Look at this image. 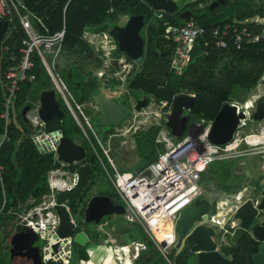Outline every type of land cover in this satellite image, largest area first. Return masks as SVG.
Returning <instances> with one entry per match:
<instances>
[{"label":"trees","instance_id":"16d2710c","mask_svg":"<svg viewBox=\"0 0 264 264\" xmlns=\"http://www.w3.org/2000/svg\"><path fill=\"white\" fill-rule=\"evenodd\" d=\"M14 1L23 6L19 12L29 14L33 26L40 33L53 34L65 28L62 54L65 58H70V61L66 59L68 62L66 72L69 71L73 77L70 84L79 104L93 102L92 96L101 85L96 77H91V73H87L85 68L77 62L80 56L86 57L88 53L93 52L92 47L83 39V32L86 29L92 34H108L109 30L119 25L120 21L138 15L144 16L143 31H140V35L146 38L144 57L134 62L121 53L115 44L113 58L124 56L126 62L132 64L134 68L124 84L115 79L107 80L105 83L107 86L123 85L122 87L131 95L145 96L148 104L153 102L159 105L161 102H166L167 106H170L173 97L178 94L193 95L192 108L186 113L187 127L190 122L196 124L211 122L228 99L244 103L264 77V0H225L214 9H211L210 5L216 0H182L181 3L177 1L178 13H165L161 19L156 17L147 0ZM186 12H189L188 18L194 19L199 26L206 29V35L195 41L189 63L180 75H176L170 68L175 44L165 37L163 23L168 21L170 24L179 25L186 20L180 17V14L185 16ZM0 19H5L8 23L7 31L0 44V51L5 46L17 50L26 37L18 18L14 12L8 11L7 16ZM225 25L230 27L229 33L234 27L238 29L245 27L253 37L257 36L258 39L245 43L238 50L230 43L229 37L226 48L210 45L205 47L203 43L210 38L211 31ZM34 61L35 80L19 85L13 107L9 112L10 123L6 127L1 118L4 112L5 83L0 76V165L3 166V181L0 184L1 264H7L6 240L14 230L13 222L18 214L29 207L38 205L42 196L49 194L47 174L58 166L52 154H41L36 149L29 137L31 131L29 122L24 121L20 114L26 106L30 109L34 108L42 91L52 90V85L39 60L35 57ZM94 61L98 68L103 65L102 59L94 58ZM136 64L138 67L135 69ZM58 103L64 117L61 120H50L46 123L45 131L61 130L64 136L76 141L81 133L80 128L73 117L67 114L64 103L59 101ZM166 109L167 107L164 108ZM159 130L160 126L153 125L134 135L135 152L140 160L133 166V171L124 172L137 174L157 159L158 152H162L164 148L162 143L155 142ZM112 133L107 129L105 133L96 134L103 142H106ZM85 162L91 168V180L85 191L91 190L99 182L104 181L105 184H102L105 186L99 191L100 194L120 201L94 155L88 154ZM78 166L70 165L65 169L74 172ZM107 166L111 171V167L108 164ZM233 166L232 164L224 165L223 169L217 172L207 167L201 173V184L206 180L210 182L218 180L227 185H233L237 178ZM203 187L207 188V186ZM232 188L236 192L241 186L237 184ZM76 212L77 209L74 210V213ZM143 234L147 249L139 254L133 264H186V256L181 254L176 259L169 254L166 260L151 238L146 233ZM257 245L258 243L245 235L232 251L230 264H255L251 249ZM136 246L137 244L126 246L123 252ZM73 257L74 262L77 263L80 260H88L86 247L74 245Z\"/></svg>","mask_w":264,"mask_h":264},{"label":"built area","instance_id":"2783aa9c","mask_svg":"<svg viewBox=\"0 0 264 264\" xmlns=\"http://www.w3.org/2000/svg\"><path fill=\"white\" fill-rule=\"evenodd\" d=\"M1 1L4 7L5 5L7 6V8L5 7L7 14L8 11L14 12L26 36L17 50L9 49L8 46H5L0 51V76L5 83L4 112L1 114V118L4 120L5 127L10 123L9 112L13 107L19 85L35 80L34 60L36 57L48 76L53 91H56L61 96L64 105L68 107L78 127L84 133L89 154L94 155L96 158L124 207L125 220L138 223L157 246L158 241L153 237V230L164 222H170L173 233V227L179 212L200 197L199 182L201 173L205 171L210 163L240 159L249 155L264 156V128H260L256 133L242 135L250 114L248 110L254 108L255 100L258 97L256 96V98L242 104H234L236 114L243 113L244 118L239 119L236 129L228 142L218 145L208 140L210 122L191 126L188 134L178 139L161 129L156 137V142L162 143L164 148L158 155L157 160L147 166L149 178L139 176L140 173L120 172L109 155L108 147L103 146L102 140L92 130L88 118L82 112L81 105L74 101L73 95L68 90L58 71L57 65L63 50L65 28L63 27L60 31L53 34H42L33 26L29 14H21L19 12L20 8L23 7L22 5L17 4L14 0ZM154 12L158 19H161L163 14H165V12L161 11ZM163 24L165 37L172 40L175 44L174 52L170 59V68L176 75H180L189 63L195 41L204 38L206 29L199 26L192 18L186 19L179 25L170 24L168 21ZM229 29L228 25L213 29L210 33V38L205 40L203 45L205 47L210 45L217 48H226L228 46L227 38L229 37L230 43L238 50L245 43L254 42L258 39L257 36L253 37L245 27L242 29L234 27L231 33H229ZM101 34L104 38L109 37L107 33ZM120 57L121 61L124 62V56ZM97 75L101 76L102 73L100 72ZM71 103H74V109ZM160 105L163 109L165 107L167 109L165 112L164 110L163 112L160 111L158 116L163 113L168 115L170 112L167 103L161 102ZM38 109L39 106L37 105L26 114L27 121L31 127L29 137L35 146L36 144H41V148L46 149L41 154H52L54 162L58 166L51 169L47 174L49 194L42 196L38 205L29 207L21 214H18L16 225L23 229L31 228L34 232L55 230L58 218L53 210L54 196L58 191H66L73 188L77 180L76 170L74 172L68 171L65 167L70 165L57 159L56 145L62 134L54 135L56 130L45 131L46 123L40 119ZM75 110L81 113L82 121L76 115ZM84 125L90 130L91 137L86 133ZM75 164L77 163L74 162ZM107 164L111 167V171L108 169ZM2 173L3 166L0 165V184L3 181ZM234 197L238 202L237 205H228L223 201L211 204L207 219L204 222V224L211 227L213 225L218 226L223 232L221 237L223 239L226 236H230L236 228V222L232 219V216L239 204L245 200L242 198L241 192H237ZM225 206H227L226 209ZM45 209H50L52 216L48 214L47 219L39 218L40 211ZM46 220L49 222H45ZM173 243L174 241L169 242L168 247L173 245ZM139 246L140 249L145 248L142 244ZM123 248L124 246L114 247L116 258L120 259L117 251ZM41 253L46 263H57V260L61 258L62 263L65 264L67 258L72 254L68 250L56 257V255H51L47 248H43ZM48 257H50V261H47Z\"/></svg>","mask_w":264,"mask_h":264},{"label":"water","instance_id":"95a60500","mask_svg":"<svg viewBox=\"0 0 264 264\" xmlns=\"http://www.w3.org/2000/svg\"><path fill=\"white\" fill-rule=\"evenodd\" d=\"M225 0H216L211 3L210 8L214 9ZM148 5L153 11H161L167 14H175L179 11V5L176 0H147ZM0 15L7 16V11L0 0ZM189 12L180 14V17L187 19ZM144 27V16H132L127 18L123 25H117L108 32L111 39L115 42L118 50L124 53L134 62L143 59L146 38L140 35V31ZM8 23L5 19H0V44L4 34L7 31ZM92 55L88 53L87 56ZM117 62L115 60L108 64L106 69L111 70ZM112 90L101 87L93 94V103L99 114L98 128L115 127L122 125L126 127L127 118L130 109L124 103H115ZM233 100L228 99L222 105L216 116L211 122L208 133V140L213 144H224L228 142L239 122L244 118L243 113L236 114V107L232 104ZM39 109L38 115L40 119L47 123L52 119L61 120L64 113L55 97L54 91H42L38 98ZM146 103L143 99L141 105L134 106L135 111H139ZM193 96L188 94H178L173 97L171 102V110L165 120V125L169 129L170 134L174 137H181L187 127L186 113L191 110ZM30 107L26 106L21 111V117L27 121L26 114ZM249 120L261 121L264 119V93L256 99L254 112L249 114ZM62 134L61 130H57L54 135ZM41 144H36V148L40 153H44L46 149H42ZM56 153L58 161H62L68 165L74 162L80 163L85 157V151L82 146L74 140L62 135L56 145ZM77 180L73 188L66 191H58L54 196L53 210L55 211L58 224L55 230L34 232L31 228L14 230L7 238L8 246L7 264H45L46 260L42 257L43 248H47L51 255L56 257L62 252L68 250L74 252V245L86 247L89 241L87 234L82 230L81 223H93L99 225L101 220L110 215H122L124 207L117 199L110 198L105 195L97 194L94 187L84 208L78 210L79 216L82 211L83 219L79 217L75 221L72 218L70 209L74 207L76 198L86 187L91 177V168L84 164L79 166L76 171ZM139 176L149 178V171H142ZM259 196V198H257ZM255 198L244 200L235 209L232 219L236 222V228L230 236L224 239L216 238L215 229L204 224L211 208V203L206 197L197 198L191 205L182 209L175 221L173 227L172 241L176 242L175 248L180 249L183 255H186V264H230L231 253L241 239L248 235L252 240L258 243L251 249L252 259L255 264H264V187L260 188L259 195ZM40 241L43 242L40 246ZM159 249L164 255L167 249L166 242H157ZM50 261V257L47 258ZM57 263H62L61 258ZM67 263V262H66Z\"/></svg>","mask_w":264,"mask_h":264},{"label":"rangeland","instance_id":"374dc122","mask_svg":"<svg viewBox=\"0 0 264 264\" xmlns=\"http://www.w3.org/2000/svg\"><path fill=\"white\" fill-rule=\"evenodd\" d=\"M176 1H178L179 3L182 2V0H176ZM5 7L7 8L6 5H5ZM126 20L127 19L120 21L119 25H123L125 23L124 21H126ZM94 38H95L94 41L96 42L94 45L95 50L100 54L106 52V50H109L114 46V42L110 37L104 38L103 36L98 35L97 37H94ZM97 52H95V55L97 54ZM95 55H92L88 60H92ZM66 59H68L70 61V58H65L63 54H61V56L59 57V60H58L59 73H60L62 80L67 85L68 90L73 95L74 101L77 104H79V102H77V100H76L75 92H74V90L70 84L72 82L65 77L66 69L68 68V64H67L68 62H66ZM77 62H78V64L83 66V68L88 67L87 66L88 63H86L87 62L86 57L80 56L78 58ZM137 67H138V65L136 64L135 69ZM123 82L125 83V81H121L122 84H124ZM259 86L256 87V89L251 93V95L248 96L249 100L256 98V96H259L262 93H264V77L261 78V80L259 81ZM54 93H55V97H56L57 101L62 103L63 100H62L61 96L56 91H54ZM252 95H256V96L251 97ZM71 105L74 109V103H71ZM65 107H66L67 114H69L70 116L73 117V115L70 112V110L68 109V107L66 105H65ZM81 109H82L83 114L88 118L90 126L94 132L100 133V134L106 132L108 127L98 128V126H97L98 122L97 121L99 118L94 115V111L91 107L87 106L86 104H81ZM163 110L164 109L162 108V106L160 104L157 105V104H154L153 102H150L147 107H145L141 110V112H143L145 114H142V115L138 114V116L135 120H133L132 118L129 119V123L126 127H120L119 128L118 135H115L113 137L111 136L110 140L108 138L106 142L102 141L103 146L106 148L108 147L109 155L112 158L115 167L120 172L133 171V166H135L140 160L138 155L135 152L136 146H135V136L134 135L139 131H142V130L149 128L150 126L154 125L155 123H158L159 121H158L157 117H158L160 111L163 112ZM253 110H254V108H252L248 111L250 113H252ZM75 113L78 116V118L82 121L83 118H82L81 113L78 110H75ZM191 124H196V123L190 122L189 126ZM189 126L187 127V129L184 133L185 135L188 134ZM262 127L264 128V119L261 121L249 120V121H247V126L244 129V132L242 135L256 133ZM84 129H85L86 133L91 137L92 135L90 133V130L85 125H84ZM75 142L85 148L86 140H85V135L82 131L78 135ZM217 162H219V163H213L212 162L207 167L210 168L212 171L217 172L218 170L223 169L224 165H228V166L230 164L234 165L233 166L234 174L236 175L237 178H235V183L233 185L238 184L241 186L240 190H238V191L241 192V196L243 199L246 200L249 198H251V199L253 198L252 189L250 187H252L256 183L260 182L261 183L260 186L264 187V156L249 155V156H244L240 159L223 160V161H217ZM206 181L202 182L203 185L201 184V182H199V185L201 187L200 188L201 189V195L199 198L206 197L209 200V202L213 203V204L217 201H223V202H226L228 205H237L238 202L235 200V197H234L235 192L232 188L233 185H227L225 183L219 182L218 180L217 181H211V182L208 180H206ZM102 183L105 184V182L103 181V182H99L96 185L97 191H100V189H102L105 186ZM87 186H88V184L86 185V187ZM203 186H207V188H204ZM86 187H84L83 191L78 195V197L76 199L75 206L71 209V215L75 221L77 220L78 217L80 220L83 219V216H79L78 214L74 213V210L79 209V200H80L82 194L84 193ZM257 198H259V196ZM226 208H227V206H225V209ZM105 221H106L107 227L111 230L112 236H116V238H117V236H119V239L123 243H127L128 238L140 240L142 237L140 225L136 222H134V223L126 222L123 219L122 215H110V216L105 218ZM87 227L90 229L95 228V226L92 225L91 223H87ZM213 227L216 229V232H217L216 238L219 240L220 239L219 237H222L223 232L218 228V226L213 225ZM97 228H99V227H97ZM102 228H105V227H102ZM155 240L158 241L156 238H155ZM105 242L109 243V245H108L109 251L111 250L112 247L115 246L114 243H112V238L111 239L107 238L105 240ZM42 244H43V242L40 241L39 245L42 246ZM119 244H121V243H119ZM98 246H101V247L96 250V252L92 258L93 262L96 261L98 257L105 256L108 253V250H107L108 247H107V249L102 247L101 239H100V242L98 243ZM87 247H89V249L93 248L91 242L88 244ZM172 247H173L172 245L167 247L166 250L168 251V253H169V251H172ZM87 253L89 254V256L92 255L90 252H87ZM168 255L169 254H166L165 258L166 257L168 258ZM108 258H111V256L108 255ZM109 261H111V260H109ZM70 264H78V263L77 262H71Z\"/></svg>","mask_w":264,"mask_h":264},{"label":"crops","instance_id":"0c3cea01","mask_svg":"<svg viewBox=\"0 0 264 264\" xmlns=\"http://www.w3.org/2000/svg\"><path fill=\"white\" fill-rule=\"evenodd\" d=\"M125 22V21H124ZM98 35H101L102 36V34H92L91 32H89V31H87L86 29H85V31L83 32V39L92 47V49H93V52H90L92 55H95V52H97L96 50H95V41H94V37H97ZM114 42V41H113ZM114 50H115V42H114V46L111 48V49H109V50H106V52H104V53H102V54H100V53H98L97 52V54L94 56V58L95 59H102V61H103V65L100 67V68H98L97 66H96V62L94 61V58L92 59V60H88L92 55H89V56H86V59H87V61H88V67L86 68L85 67V71L87 72V73H91V77H96V79L98 80V81H100V86H99V88H101V87H104V88H109V89H111L112 90V94H115L116 96H118V94H119V92L120 91H122V89H124L122 86H113V85H111V86H107L106 85V83H105V77H102L105 73H107V72H110V73H112L111 71L113 70V69H115V67L116 66H118V64H121L122 63V61H121V59H120V57L119 56H117V58L115 57V58H113V56H112V54L114 53ZM88 55V54H87ZM103 56V57H102ZM107 56H109L108 58H106ZM113 60H115L117 63L113 66V68H111V70H108V69H106V67H108V64L111 62V61H113ZM57 68H58V65H57ZM68 69V68H67ZM66 69V70H67ZM58 71H59V69H58ZM102 73V75L101 76H98L97 74L98 73ZM67 73V74H66ZM65 74L67 75L66 77H67V79L68 80H71L73 77H72V75L70 74V72L69 71H67ZM89 73V74H90ZM46 74V73H45ZM102 77V78H101ZM99 78V79H98ZM105 80H104V79ZM49 79V78H48ZM50 81V80H49ZM51 83V82H50ZM124 83V82H123ZM259 86V84L257 85V87ZM260 87V86H259ZM98 88V89H99ZM256 89V88H255ZM51 91H53V90H51ZM96 93V92H95ZM263 94V93H262ZM261 94V95H262ZM261 95H259V96H261ZM116 96H114V97H116ZM191 96H193V95H191ZM253 96H256V95H252L251 97H253ZM258 96V97H259ZM257 97V98H258ZM39 98V97H38ZM252 100V99H251ZM247 101H249V99L247 98V100L245 101V102H247ZM93 102H91V103H85L87 106H89V107H91L92 109H95L96 110V106H94V107H92L90 104H92ZM235 103H237V102H232V104H235ZM39 106V103H38V100L36 101V103H35V105H34V108L36 107V106ZM81 105V104H80ZM93 105H95L94 103H93ZM255 105H256V100H255ZM33 109V108H32ZM143 108H141L139 111H135V110H133V115H132V119L133 120H135L136 118H137V116H138V114L140 115H142V114H145V113H143V112H141V110H142ZM169 112H170V110H171V104H170V106H169ZM254 109H255V106H254ZM29 110H31V109H29ZM96 112H97V110H96ZM164 112H165V110H164ZM189 112V111H188ZM253 112H254V110H253ZM252 112V113H253ZM98 114V113H97ZM251 114V113H250ZM136 117V118H135ZM166 117H167V115H165V113H163L161 116H158L157 118H158V123H155L154 125H156V126H160V130L161 129H163L164 131H166V132H168L169 134H170V131H169V129L166 127V125H165V120H166ZM98 118H99V114H98ZM73 119H74V117H73ZM131 119V118H130ZM98 121H99V119H98ZM97 121V122H98ZM247 121H249V119L247 120ZM49 122V121H48ZM47 122V123H48ZM76 122V121H75ZM212 122V121H211ZM210 122V123H211ZM128 123H129V120H128ZM77 124V123H76ZM128 125V124H127ZM193 125H196V124H191L190 126H189V128L191 127V126H193ZM78 126V125H77ZM122 126V125H121ZM153 126V125H152ZM263 128V127H262ZM186 129H187V127H186ZM146 130V129H145ZM159 130V131H160ZM189 130V129H188ZM57 131V130H56ZM186 131V130H185ZM159 133V132H158ZM185 133V132H184ZM183 133V135L181 136V137H174L173 135H171L172 137H174V138H182V137H184L185 136V134ZM63 135V134H62ZM158 135V134H157ZM98 136V135H97ZM99 137V136H98ZM113 137V136H112ZM100 138V137H99ZM110 138H111V136L109 137V140H110ZM101 139V138H100ZM155 142H156V140H155ZM157 143V142H156ZM161 144V143H160ZM81 146V145H80ZM36 147V146H35ZM37 149V148H36ZM83 149H84V151H85V154H86V157H85V159L82 161V162H80V163H77V165H79V166H82V165H84V164H87L86 162H85V160H86V158H87V156H88V154H89V152H88V144H87V142H86V148H84L83 147ZM161 153V151L160 152H158V155ZM158 155H157V157H158ZM157 160V159H156ZM155 160V161H156ZM154 161V162H155ZM76 163V162H75ZM153 163V162H152ZM72 165H74V163L72 164ZM76 165V164H75ZM88 165V164H87ZM79 166L77 167V169H76V171L78 170V168H79ZM89 166V165H88ZM90 167V166H89ZM146 169V168H145ZM145 169H143L142 171H144ZM141 171V172H142ZM141 172H139V173H141ZM126 173H131V172H126ZM139 173H137V174H139ZM133 174V173H132ZM90 180H91V177H90V179L88 180V182H87V184H89V182H90ZM94 188V187H93ZM93 188L91 189V190H89V191H84V193L82 194V196H81V198H80V200H79V209L81 208V206L84 208V206H85V203H87V201H88V199H89V197L91 196V193H92V191H93ZM95 188H97V187H95ZM201 188V187H200ZM101 190V189H100ZM237 192H239V191H236L235 192V194L237 193ZM97 194H99V195H101L100 194V192L99 191H97ZM106 196V195H105ZM77 199V198H76ZM114 199V198H113ZM118 201V200H117ZM120 204H121V202L120 201H118ZM76 203V202H75ZM216 203V202H215ZM214 203V204H215ZM212 205H213V203H211ZM84 205V206H83ZM74 206H75V204H74ZM79 209H77V212H78V210ZM82 211H83V209H82ZM82 211L80 212V215L82 216ZM77 212H76V214H77ZM70 213H71V209H70ZM122 217H123V219L125 220V218H124V213L122 214ZM126 221V220H125ZM126 222H128V221H126ZM128 223H134V222H128ZM81 227H82V230L87 234V236H88V238H89V241H88V244L91 242V244H92V246H93V248H90L89 249V247H87L88 246V244H87V248H86V252H90L92 255L91 256H89V254H88V260H86V261H78V264L80 263V264H133V262H134V260L139 256V254L142 252V251H144V250H146L147 249V247H146V244L144 243V241H143V237H144V234L143 233H146L144 230H143V228L140 226V228H141V232H142V237H141V239L140 240H135V239H130V238H128V242L127 243H123L120 239H119V236H117V238H116V236H112V234H111V230L107 227V224H106V226H105V228H102V227H99V228H97V227H95V228H92V229H90V228H88L87 227V223L86 224H83V223H81ZM13 228L14 229H17L18 228V226L15 224V222H13ZM23 229V228H22ZM14 231V230H13ZM107 238H112V243H114V245L115 246H124V247H126V246H128V247H130V246H132L131 244H137V246L136 247H134V248H129V250L128 251H125V252H123L122 250H120V251H117L118 252V254H119V257H120V259H118V258H116L115 257V251H114V247H112L111 248V250L109 251V247H108V245H109V243H106L105 242V240L107 239ZM100 239H101V245H102V247H104V248H106L107 249V247H108V253L105 255V256H100V257H98L97 258V260L96 261H94L93 262V260H92V258H93V256H94V254H95V252H96V250L97 249H99L101 246H98V243L100 242ZM119 243H121V244H119ZM140 244H142L145 248H141L140 249ZM95 245V246H94ZM156 245V244H155ZM157 246V245H156ZM157 249L159 250V252L162 254V252H161V250L159 249V247L157 246ZM73 250H74V247H73ZM163 253H165L164 255H163V257L165 258V256H166V254H170V255H173V257L176 259L178 256H180V254H176V253H174L173 251H169V253H168V251L167 250H164V252ZM108 255L109 256H111V258H108ZM181 255H183V254H181ZM186 256V255H185ZM114 259V260H113ZM166 260H168L167 259V257L165 258ZM109 260H111V261H109ZM231 260V259H230ZM75 261V259H74V257H73V253L70 255V257L69 258H67V263L66 264H70L71 262H74ZM120 261V262H119ZM107 262V263H106ZM49 263V262H48ZM56 263V262H55ZM46 264V263H45ZM58 264H65V263H58Z\"/></svg>","mask_w":264,"mask_h":264},{"label":"flooded vegetation","instance_id":"af4514ba","mask_svg":"<svg viewBox=\"0 0 264 264\" xmlns=\"http://www.w3.org/2000/svg\"><path fill=\"white\" fill-rule=\"evenodd\" d=\"M133 68L134 67L132 66V64L127 63L126 60H125V58H124V62H122L121 64H118V66H116L115 69H113L111 71L112 73L107 72L102 77H105L106 80L103 78L105 81H107V80H114V79H115V81H125L126 78L130 75V73H131V71H132ZM143 99H146V103L143 106V108H145V107L148 106L147 105L148 104V100H147V98L145 96L139 95V94H137L135 96L134 95H131L130 92H128L124 88V89H122V91L119 92L118 96H116L115 98H113V101L115 103H124L126 106L129 107L130 112H129V116L127 118V121H128L130 118H132V115L134 113L133 112L134 106L136 104L141 105L142 102H143ZM90 105L92 107L95 106V105H93V103L90 104ZM93 111H94V115L96 117H98V114H97L96 110L93 109ZM120 127H122V126L121 125H117L115 127H108L107 129L108 130H111L113 132L111 136H115V135H118V130H119ZM104 128H106V127H104ZM260 184L261 183L258 182L255 185H253L252 187H250L252 189V194H253L252 196H253V198H255V197H257L259 195V191H260V188H261ZM16 223H17V218L15 219V224ZM91 224L94 225L93 223H91ZM94 226L95 227H105L106 226L105 218L101 220V222H100L99 225H94ZM17 229H22V227H19L18 226ZM17 229H14V230H17ZM175 245H176V242L174 241V243L172 245L173 246L172 247V251L174 253H176V254H180L181 253V250L183 249V247L180 248V249H176L175 248ZM0 264H1V262H0Z\"/></svg>","mask_w":264,"mask_h":264},{"label":"bare ground","instance_id":"6f19581e","mask_svg":"<svg viewBox=\"0 0 264 264\" xmlns=\"http://www.w3.org/2000/svg\"><path fill=\"white\" fill-rule=\"evenodd\" d=\"M48 214L50 216H52V212L50 209L42 210V211H40L39 218L47 219ZM31 218H32V216H31ZM45 222H49V221L46 220ZM153 235L158 240V242H166V243L171 242L172 237H173L171 223L170 222H164V223L158 225V227L153 230ZM124 249H125V247L121 250L124 251Z\"/></svg>","mask_w":264,"mask_h":264}]
</instances>
